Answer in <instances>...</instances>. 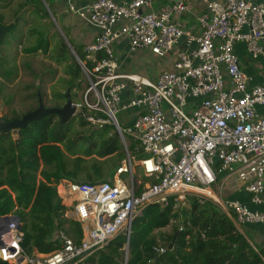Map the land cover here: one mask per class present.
<instances>
[{
    "label": "built area",
    "instance_id": "built-area-1",
    "mask_svg": "<svg viewBox=\"0 0 264 264\" xmlns=\"http://www.w3.org/2000/svg\"><path fill=\"white\" fill-rule=\"evenodd\" d=\"M75 1L63 0L65 11L97 34L83 47L84 59L71 50L89 80L73 100L74 115L94 128L112 126L126 156L111 181L57 185L81 225L79 243L60 233L58 249L27 255L22 223L12 220L1 235L0 257L77 264L119 234L129 242L134 219L149 205L195 198L225 213L264 261V230L260 251L243 229L264 227V0H193L198 31L178 21L190 0H169L158 11L156 0ZM120 40L160 59L175 52L173 65L155 78L127 71L115 49ZM258 58L262 72L242 66ZM121 110L135 115L130 124L120 123ZM130 137L142 157L132 153Z\"/></svg>",
    "mask_w": 264,
    "mask_h": 264
},
{
    "label": "trees",
    "instance_id": "trees-1",
    "mask_svg": "<svg viewBox=\"0 0 264 264\" xmlns=\"http://www.w3.org/2000/svg\"><path fill=\"white\" fill-rule=\"evenodd\" d=\"M52 14L56 19L55 12ZM15 16L11 32L17 35L7 36L0 46V95L19 77L20 52H13L15 41L25 54L43 52L63 66L68 79L59 80L63 91L53 90L52 96L55 101H65L64 91L81 89V67L62 38L61 45L52 39L56 26L43 0H19ZM5 22L6 15L0 11V26L7 25ZM61 30L68 38L67 28ZM72 47L84 59L82 45ZM40 92L33 96L42 97ZM2 117L12 120L19 114L12 110L11 117ZM99 129L83 118L62 123L58 115L51 114L20 129L17 137L13 132L0 135V217L15 214L21 218L25 254L58 249L60 233L80 242L81 225L65 216L68 207L56 187L63 179L78 183L112 180L125 151L112 126L102 128L100 134ZM108 129L111 131L106 134ZM129 147L142 156L131 137ZM189 199L190 215L182 225L177 223L180 213L174 211L173 200L167 207L151 204L134 219L129 242L119 234L77 264H264L249 242L240 245L244 235L225 213L211 203ZM0 264L13 263L0 257Z\"/></svg>",
    "mask_w": 264,
    "mask_h": 264
},
{
    "label": "rangeland",
    "instance_id": "rangeland-1",
    "mask_svg": "<svg viewBox=\"0 0 264 264\" xmlns=\"http://www.w3.org/2000/svg\"><path fill=\"white\" fill-rule=\"evenodd\" d=\"M48 1L50 7L47 4L48 8L46 9H49L50 13L55 12L57 21V25L55 24L56 32L53 33L52 39H54L60 45L64 41L68 46V49H70L68 42H70L71 45L73 44L75 46L82 45L83 49L84 45L87 43L86 40L88 41L91 38L93 29H91L77 15L65 11L66 7L63 0ZM18 2L19 0H0V11L6 15L5 23L7 25L11 22H14V19L16 18L15 11ZM25 16H27V14ZM62 26L67 28V35H69L68 38L61 30ZM11 35L16 36L17 32H13V34L11 32L7 36ZM59 38H62L63 41H61ZM123 42V40H120L118 45L122 44ZM13 43L16 48L15 50L10 49V51L13 50V52H15L16 50H18V52H20L18 56L19 77L14 84L7 85L3 94L0 95V116L11 117L12 110H16L19 114V117H21L25 113L31 111V109L36 108L39 104V97H35L33 95L38 91H41L40 94H43L42 98L46 106H63L66 100L55 101L53 100L52 96L53 90L63 91L64 85L59 84V80L68 79V75L65 74L63 66L57 65L54 61H51V59H49L48 57V54H45L43 52H38L34 55L25 54L21 45L17 47V42L14 41ZM238 52H240V48H238ZM120 57L122 61L125 62L127 71L136 72L138 74L154 78L152 75H158V73L163 69L172 67L175 60V52L172 55L160 59L155 57L149 51L123 50L120 52ZM242 66L250 71L262 72L263 60L261 58H258L256 60L246 59ZM255 80H257V78H255ZM88 82L89 80L83 78L81 70V89L77 91L73 90L71 92L72 96L75 95L74 97H72L73 100H78L80 98L81 92H83V90L89 86ZM28 86L32 87L28 89ZM64 93L66 92L64 91ZM134 116V114H131L130 111L126 110H121L117 114V117L123 126H125V123L130 124ZM111 129L106 130V134H108ZM17 132H13L14 137H17ZM101 132L104 131L99 129L97 133L100 134ZM119 166H117L116 169ZM137 174H140V168H137ZM113 177L114 175L111 179H113ZM173 209L174 211H178L180 213V217L177 223L182 225L183 220L188 218L190 215L191 199H187L186 201L181 202H175V204L173 205ZM65 216L74 218V215L70 210L66 212ZM243 229L251 242L262 250V238L260 234V232L262 231V227L256 226L255 228H251L250 226L243 225ZM163 230L171 231L168 228H164Z\"/></svg>",
    "mask_w": 264,
    "mask_h": 264
},
{
    "label": "water",
    "instance_id": "water-1",
    "mask_svg": "<svg viewBox=\"0 0 264 264\" xmlns=\"http://www.w3.org/2000/svg\"><path fill=\"white\" fill-rule=\"evenodd\" d=\"M43 2L45 7L48 8L46 1L43 0ZM49 14L52 17L55 24L57 25V21L52 15V13L49 12ZM13 27H14V23L0 26V46L5 42L7 35L12 31ZM68 44L70 50H72L73 47L70 44V42H68ZM65 100L66 102L63 106H46L43 101V98L39 96L38 106L34 110L25 113L21 117L14 118L12 120H7L4 117L0 116V135H4L10 132H17L20 129L26 128L30 123L37 122L43 117L51 114L58 115L62 123H65L68 120L73 119L75 117L74 115L75 106L73 105V98L71 95V91L69 89L66 90ZM12 220H15L18 223H20L21 218L18 215H14V214L0 217V239L2 233L7 232L8 230L7 225ZM246 242H248L247 239L243 237L240 241V245L245 244ZM0 244H2L1 241Z\"/></svg>",
    "mask_w": 264,
    "mask_h": 264
},
{
    "label": "crops",
    "instance_id": "crops-1",
    "mask_svg": "<svg viewBox=\"0 0 264 264\" xmlns=\"http://www.w3.org/2000/svg\"><path fill=\"white\" fill-rule=\"evenodd\" d=\"M87 1L89 0H76L75 3L77 5H80V4H83V3H86ZM118 2H124L126 0H117ZM169 0H156L155 1V4H154V9L155 10H160L165 4H167ZM198 7L195 5V3L193 2V0L191 1L190 0V11L183 17L181 18H178V21L185 27V28H190V29H193V30H197L198 31V27H197V22H196V19H195V16L198 14ZM84 21V20H83ZM85 22V21H84ZM86 23V22H85ZM87 24V23H86ZM88 25V24H87ZM91 29H93V34L91 35V38L87 41L86 40V44L90 43V42H93V40L95 39V36L97 34V31L95 28L91 27L90 25H88ZM85 44V45H86ZM84 45V46H85ZM240 54H242V51L244 50V47L242 45H240ZM116 53L117 55L119 56L120 60H121V63H122V68L127 70L126 69V64L124 61H122L121 57H120V52L123 51V50H128L130 51L129 49V45L126 41H124L122 44L116 46ZM141 51V50H139ZM148 51V50H146ZM249 72L251 73H256L257 71H250L248 70ZM154 78L156 77V75H152ZM235 197H239L240 199L244 200V201H247L248 200V196L244 195V194H239ZM256 227V226H255ZM262 227V230H264V227ZM263 232V231H261Z\"/></svg>",
    "mask_w": 264,
    "mask_h": 264
},
{
    "label": "flooded vegetation",
    "instance_id": "flooded-vegetation-1",
    "mask_svg": "<svg viewBox=\"0 0 264 264\" xmlns=\"http://www.w3.org/2000/svg\"><path fill=\"white\" fill-rule=\"evenodd\" d=\"M69 121V120H68Z\"/></svg>",
    "mask_w": 264,
    "mask_h": 264
}]
</instances>
